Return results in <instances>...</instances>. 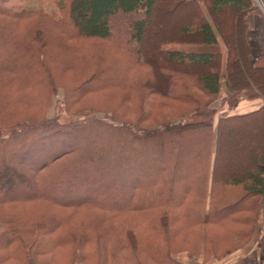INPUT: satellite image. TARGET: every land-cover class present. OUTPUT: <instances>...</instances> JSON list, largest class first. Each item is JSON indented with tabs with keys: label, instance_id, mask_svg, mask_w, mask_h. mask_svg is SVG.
<instances>
[{
	"label": "trees",
	"instance_id": "1",
	"mask_svg": "<svg viewBox=\"0 0 264 264\" xmlns=\"http://www.w3.org/2000/svg\"><path fill=\"white\" fill-rule=\"evenodd\" d=\"M18 1L0 0V264L207 262L250 242L264 207L252 1L173 0L178 36L160 41L159 22L150 42L158 0ZM116 34L121 55L85 64L67 39ZM243 99L262 104L233 113Z\"/></svg>",
	"mask_w": 264,
	"mask_h": 264
},
{
	"label": "rangeland",
	"instance_id": "2",
	"mask_svg": "<svg viewBox=\"0 0 264 264\" xmlns=\"http://www.w3.org/2000/svg\"><path fill=\"white\" fill-rule=\"evenodd\" d=\"M38 1V0H37ZM201 3V6L203 8V3L201 0H199ZM253 3V6L256 7L257 11H255L253 17H252V28L249 30L247 38L249 40V43L251 45V49L253 51V58L257 63L264 64V42L262 40V35H264V0H251ZM16 3H18V0H15ZM176 5H173V0H158L157 5V13L155 18V26L154 24L150 28V35L148 36V41L150 42V39H154L157 35L159 37V33H162V37L160 38V41L167 39V38H174L178 36L177 32H174L179 24L181 22L182 18L185 16L183 10H186L184 8H180L181 10L176 11V13L169 12L170 9L175 8ZM205 9V5H204ZM203 9V10H204ZM188 10V9H187ZM206 10V9H205ZM204 10V11H205ZM192 11V10H191ZM195 11V9H194ZM206 12V11H205ZM209 19V18H208ZM159 22H162L163 24H167V26H164V28L157 34L155 33V27H158ZM168 27V29H167ZM158 30V29H157ZM159 31V30H158ZM72 37V36H71ZM70 49L72 50V54H77L79 58L83 60V63L85 64L87 60H85V57H90L91 55H101L103 57H114L116 54L121 55L122 53V44L120 42V38L118 39V34L114 36V40L110 41H94V40H79V39H72L67 37ZM81 59L74 60L75 64L82 63ZM71 60V59H70ZM72 61V60H71ZM117 78V77H116ZM120 90L112 89L109 93H118ZM222 95H220L215 102L214 106L218 108V110H227L225 107L229 106L226 102H224L222 99L226 96V91L223 88ZM64 100V89L60 88L58 90V93L53 97V105L52 108L49 110V115L53 116L57 113V111L60 109V106L63 105ZM110 117V115H109ZM111 118V117H110ZM109 118V119H110ZM82 140V139H81ZM31 140H27L26 143H30ZM150 169L153 174H155L156 168L151 167H144L143 169ZM138 175V178H141L142 176ZM128 184H123L122 188H118L117 191L119 194H124V192L127 190L126 187ZM180 257V260H183V264H188V256L187 254H184ZM198 259H201L202 263L206 262L204 260V257H200ZM208 262V261H207Z\"/></svg>",
	"mask_w": 264,
	"mask_h": 264
},
{
	"label": "crops",
	"instance_id": "3",
	"mask_svg": "<svg viewBox=\"0 0 264 264\" xmlns=\"http://www.w3.org/2000/svg\"><path fill=\"white\" fill-rule=\"evenodd\" d=\"M262 100H246L243 99L234 109L233 113H244L252 111L261 106ZM228 112L220 110L221 114ZM188 264H264V207L259 220L258 228L250 242L244 247L233 251L221 259H212L203 262L201 259H187Z\"/></svg>",
	"mask_w": 264,
	"mask_h": 264
}]
</instances>
